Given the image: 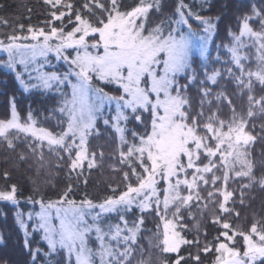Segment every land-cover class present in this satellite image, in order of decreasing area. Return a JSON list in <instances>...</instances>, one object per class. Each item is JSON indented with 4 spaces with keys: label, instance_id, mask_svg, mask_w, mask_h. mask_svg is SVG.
I'll return each mask as SVG.
<instances>
[{
    "label": "snow or ice",
    "instance_id": "6c2138e0",
    "mask_svg": "<svg viewBox=\"0 0 264 264\" xmlns=\"http://www.w3.org/2000/svg\"><path fill=\"white\" fill-rule=\"evenodd\" d=\"M43 3L50 17L42 22L43 26L29 25L27 35L13 30L0 38V52L7 56L3 66L16 73L26 93L30 89L55 91L61 98L44 116V122L57 120L59 130L44 126L31 106L22 117L13 97L9 117L0 120V144L6 142L8 149L15 150V141L23 138L41 160L45 148L58 154L60 160L66 155L69 175L75 173L79 179L85 165L91 171L103 163V151L98 157L88 148L89 138L100 135L98 121L103 118L104 125L118 134L119 164L123 167L113 166V171L122 173L124 190L110 184L111 194L101 202H94L86 194L80 201L72 199V184L55 200L46 201L43 196L37 199L30 194L27 202L39 205V211H29L27 220L34 222L33 231L39 232L47 245L46 250L33 249L25 239L33 264L41 255L53 258L61 252L66 254L68 264H72L73 257L75 264H132L145 212H155L160 218L157 228L159 232L162 226L161 251L177 254L172 264H188L189 260L200 264L199 251L208 253L213 248L217 254L214 264H264V227L258 228L257 223L244 232L216 215L213 223L224 231L214 244L205 234L203 248L199 239L189 240L182 235L186 228L183 213L187 210L191 215L194 202L197 207L203 202L205 208L209 203L214 207L218 204L220 213L233 214L234 208L228 206L230 200L235 202L234 190H228L233 174L243 184L241 204L245 189L258 184L264 190V176L256 178L249 160V145L257 137L246 130L247 121L237 114L223 91L216 95L218 106L213 110V87L209 85L219 83L221 72L205 68L204 79L199 80V111L193 112L186 95L189 86L197 83L194 52L198 50L207 57L208 41L216 27L213 21L194 12L183 0L169 17H163L161 0H133L131 5L123 0H80L79 5L72 0ZM153 16L159 22H151ZM0 23L7 26L8 21ZM254 23H258V29ZM229 35L231 42L226 50L231 64L239 69L237 87L248 92L250 118L257 108L264 113V96L256 98L253 93V78L264 88V8L252 6L241 15L238 34L230 31ZM197 38L199 43L194 45ZM245 47L256 48L255 71L245 68L243 61L248 57L241 51ZM50 54L67 65L63 74L45 71ZM227 72L234 75L233 68ZM25 73L28 81L23 78ZM181 78L187 83L181 85ZM224 101L232 108L228 121L219 115V105ZM106 106H114L111 119L105 117ZM133 120L145 130L132 131L129 141L127 124ZM25 158L21 154L20 159ZM220 171L223 187L218 186ZM3 179L6 183L0 187V202L18 208L21 194L17 185L7 183V171ZM245 179L247 183H243ZM135 209L141 215L129 225L126 214ZM113 215L119 217V222L105 224ZM16 222L27 236L23 213H17ZM237 236L243 239V249L230 246ZM93 238L95 248L90 246ZM184 245H194L197 254L181 255ZM140 264L149 262L141 260Z\"/></svg>",
    "mask_w": 264,
    "mask_h": 264
},
{
    "label": "trees",
    "instance_id": "16d2710c",
    "mask_svg": "<svg viewBox=\"0 0 264 264\" xmlns=\"http://www.w3.org/2000/svg\"><path fill=\"white\" fill-rule=\"evenodd\" d=\"M74 4L79 5L80 0H72ZM127 5H131L133 0H123ZM163 7V17H169L175 11L181 0H161ZM183 3L190 7L194 12L202 16L210 18L216 25L214 32L211 35L207 57L203 60L198 57H193V68L197 73V83L190 85L186 95L190 98L193 112L200 109V86L199 80L204 79L205 68L208 71L219 70L221 77L219 83L213 87V110L217 109V102L215 97L221 91L225 92L232 100L237 114L243 115L247 121L246 130L257 137L256 141L249 145V160L253 164V173L256 178L264 176V113L256 109V113L252 117L247 116L249 109L248 92L246 89L237 87L235 76L239 75V69H236L230 62V55L226 50V46L230 44L231 37L229 32L238 34V21L241 15L248 12L252 6L264 8V0H183ZM47 6L43 0H0V20H7V26L0 23V38L10 34L13 30L17 34L27 35V28L29 25L34 27H42V22L48 19ZM151 22H159L156 16L151 18ZM195 24V21H192ZM59 24V22H56ZM23 25V29L19 26ZM71 25H69L70 29ZM254 28H259L258 23L253 24ZM243 55L248 57L243 63L247 70L255 71L257 68V52L255 47L247 48L243 51ZM4 58H0V62ZM18 68H20L18 66ZM233 68L234 75L229 76L227 69ZM181 85L187 83L183 78L180 80ZM253 93L256 98L264 96V88L253 78ZM107 90V89H106ZM65 91H68L65 89ZM15 98L17 110L22 117H26L31 106V110L40 116L41 122L49 129L59 130L57 128V120L52 119L44 122V116L47 115V110L53 109L59 102L60 97L52 92H44L43 90L31 89L29 92L23 91L15 73L7 71L5 68H0V120L6 119L10 115V101ZM207 110V103H205ZM147 115V114H146ZM219 115L225 121L232 118V108L224 101L219 105ZM112 112L105 117L111 119ZM98 128L100 135L89 138V152L95 151L99 157V153L103 151L104 159L101 166L93 168L91 171L85 165L84 175L77 178L76 174L69 175L68 159L65 155L63 160H60L58 154L50 153L47 148L44 149L43 159L34 156L32 151L28 148L27 143L21 138L15 141V150L8 149L6 142L0 144V187L5 186L3 179L5 171L9 173L8 184L17 185L20 192V204L18 208L11 205L0 203V264H33L32 257L25 248V239L31 242V247L36 249L41 247L46 250L47 245L41 239V235L37 232L29 231V236H26L20 225L16 222V215L18 212L24 213L30 209L31 204L27 202V197L31 194L34 198L39 199L41 196L47 200H55L69 184L73 185L71 198L80 201L85 198L92 199L94 202H101L107 195L111 194L109 185L119 186L120 190H124V185L121 183L122 173L113 171V166L123 167L119 164L120 143L118 134L110 126H105L103 118L98 121ZM143 125H136L133 120L127 124L126 135L131 141V132H144ZM126 151V148L124 149ZM23 154L26 158L21 160L20 156ZM239 168V165H237ZM215 171V170H214ZM221 177L218 186L223 187V171L217 173ZM87 178V184L84 179ZM134 182V178H133ZM243 183H247L245 179ZM162 187V185H161ZM203 188L204 186L201 185ZM243 187L239 179L234 178L228 181V190H234L235 196L229 202V207L234 208L232 215L227 213H220L218 204L214 207L211 203L207 208L204 207L203 202L197 207L193 203L191 208V215L189 211L185 210L183 213V223L186 228L182 231L189 240L199 239L201 248L204 246V237L207 235V240L213 244L216 242V237L221 231H224L219 224L213 223L216 215L227 219L233 229L249 232L251 225L257 223L258 228L264 227V190L259 185L245 189V200L241 204L239 196L240 189ZM206 196L207 192L204 191ZM37 206V205H36ZM33 206L32 208H35ZM238 212L237 217L235 213ZM141 213L138 209L127 213L129 225L137 221ZM144 224L139 234V243L136 246L132 264H140L141 260L148 258L150 254L154 253L155 258L159 259L158 264H172L177 254L163 253L161 251L162 239L161 228L157 226L160 224V218L155 215V212H145ZM119 222L118 216H111L107 218L104 223L115 224ZM224 241V237H220ZM236 243L234 247L243 249V239L241 236L235 238ZM150 242L152 245H150ZM90 246L95 248L96 243L91 240ZM159 250V253L157 251ZM197 248L194 245H184L181 248L180 254L188 257L189 254L196 255ZM216 252L212 251L205 253L199 251L200 264H214ZM36 264H68L66 254L61 252L53 258H46L43 255L36 261ZM72 264H75L72 258ZM98 264V262H97ZM183 264V262H182ZM188 264H196V261L189 260Z\"/></svg>",
    "mask_w": 264,
    "mask_h": 264
},
{
    "label": "rangeland",
    "instance_id": "374dc122",
    "mask_svg": "<svg viewBox=\"0 0 264 264\" xmlns=\"http://www.w3.org/2000/svg\"><path fill=\"white\" fill-rule=\"evenodd\" d=\"M196 23V22H195ZM195 25V24H194ZM199 31V30H198ZM211 38V37H210ZM209 41H210V39H209ZM209 41H208V44H209ZM198 43H199V39L197 38L196 40H194V45H198ZM247 48H250V47H245V48H243L241 51H242V55H243V51H245ZM207 50H208V48H207ZM69 51H71V50H69ZM4 58V60H6L7 59V56H6V54L5 53H2V52H0V58ZM193 57H198L199 59H201V60H203L205 57H202L201 55H200V53H199V51L197 50V51H195L194 52V55H193ZM4 60H2L1 62H0V68H5L7 71H9V72H12L13 73V71H11V70H9L7 67H5V66H3V61ZM49 61H50V63L48 64V65H46V67H45V71H49V72H51V71H56V72H59V73H61V74H63L65 71H66V69H67V65H65L64 63H63V61H57L56 60V58L54 57V55H51L50 54V56H49ZM19 66V65H18ZM20 68H19V70L20 71H23V67L22 66H19ZM15 73V72H14ZM15 75H16V73H15ZM24 80L25 81H28V76H27V74L25 73L24 74ZM19 82V81H18ZM29 83H35V81H29ZM20 84V83H19ZM20 86H21V84H20ZM21 88L23 89V87L21 86ZM31 90V89H30ZM24 91V90H23ZM105 112L107 113V114H109L110 112H112V115L114 114V112H115V109H114V106L111 108V109H109L107 106H106V108H105ZM116 132V131H115ZM0 203H3V202H0ZM33 206H31L30 207V209L28 210V211H25L23 214H24V219H25V222H26V224H27V229H26V231H27V236H29V231H32V232H34L33 231V228H32V224L34 223L33 221H28L27 220V214H28V212L29 211H33V212H35V211H39V205H37L36 206V210H35V208H32ZM139 210V209H138ZM22 213V212H21ZM21 227V226H20ZM22 229V228H21ZM22 231H23V233L26 235V233H25V230L24 229H22ZM161 232H162V228H161ZM37 233H39V232H37ZM40 234V233H39ZM41 235V234H40ZM94 242H95V239L93 238L92 239ZM162 240V239H161ZM96 243V242H95ZM150 245H152L151 244V242H150ZM230 246H232V247H234V244H230ZM159 253V250L157 251V253L156 254H158ZM170 254H174V253H170ZM74 258V257H73ZM74 260H75V258H74ZM146 261H148L149 262V264H158L160 261H159V259H157V258H155V256H154V253L153 254H150L149 256H148V258L146 259Z\"/></svg>",
    "mask_w": 264,
    "mask_h": 264
}]
</instances>
